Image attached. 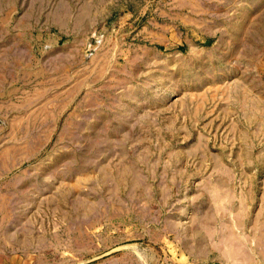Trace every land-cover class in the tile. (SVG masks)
<instances>
[{
  "label": "rangeland",
  "instance_id": "1",
  "mask_svg": "<svg viewBox=\"0 0 264 264\" xmlns=\"http://www.w3.org/2000/svg\"><path fill=\"white\" fill-rule=\"evenodd\" d=\"M0 264H264V0H0Z\"/></svg>",
  "mask_w": 264,
  "mask_h": 264
}]
</instances>
